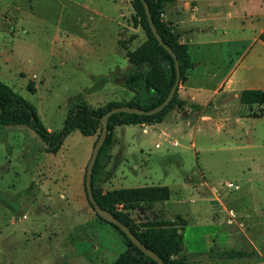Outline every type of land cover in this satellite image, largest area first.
Masks as SVG:
<instances>
[{"label": "rangeland", "instance_id": "1", "mask_svg": "<svg viewBox=\"0 0 264 264\" xmlns=\"http://www.w3.org/2000/svg\"><path fill=\"white\" fill-rule=\"evenodd\" d=\"M164 13L162 8L167 25ZM141 23L132 0H0V80L57 133L79 99L90 108L127 99L124 84L90 77L105 74L108 66H95L89 47L112 42L119 52L112 66L118 68L121 56L147 38ZM214 34L192 36L193 55L208 58L209 52L201 66L218 69L214 79L202 67L191 77L203 94L247 51L241 70L262 80L264 70L250 61L252 41L210 44ZM242 35L251 32L231 29L221 38ZM253 111L260 109L249 111L234 92H224L204 111L173 107L168 116L182 124L165 135L162 125L146 131L138 124L117 126L99 159L97 185H167V201H146L128 212L139 225L184 216V252L178 258L185 264H264V116H242ZM99 133L84 136L75 129L49 153L31 128L0 126V264H111L124 251L122 235L96 215L86 197L85 170ZM239 208L248 210L241 214ZM251 209L253 217L247 214Z\"/></svg>", "mask_w": 264, "mask_h": 264}, {"label": "trees", "instance_id": "2", "mask_svg": "<svg viewBox=\"0 0 264 264\" xmlns=\"http://www.w3.org/2000/svg\"><path fill=\"white\" fill-rule=\"evenodd\" d=\"M145 1L150 8L159 34L177 56L180 68L179 83H181L186 78L185 74L191 67V62L186 46L179 43L178 36L160 19V12L167 0ZM132 5L134 10L142 16L141 24L147 38L134 51L126 53L129 65L125 69L115 68L109 75H90L92 79L101 80V84L111 79L124 84L132 92V96L128 100L124 102L113 100L97 108H90L84 100L79 99L68 109L64 125L56 133L43 125L32 104L0 80V126H27L41 137L46 152L56 153L65 137L75 129L84 136H92L98 130L101 131L100 118L113 107L127 104L150 109L160 104L167 96L176 78L174 59L153 35L141 0H132ZM177 90L178 87L168 105L152 115L117 112L108 117V134L98 154L92 176L93 195L97 203L126 224L141 242L159 255L166 264H185L182 259L178 258L183 249L185 220L177 216V219L173 220L139 225L134 222L128 210L135 209L141 202L168 200L171 195L170 188L167 185L158 184L103 190L97 185V174L99 159L109 150L113 130L116 126L161 122L166 119L173 107L189 106L202 110V106L199 104L179 99ZM238 100L240 105L249 111L254 106L260 109L258 112H247L242 116H264V90L245 88L239 93ZM204 110L205 108L202 111ZM108 224L122 235L125 243L124 251L111 264H158L144 254L121 229L114 224Z\"/></svg>", "mask_w": 264, "mask_h": 264}, {"label": "crops", "instance_id": "3", "mask_svg": "<svg viewBox=\"0 0 264 264\" xmlns=\"http://www.w3.org/2000/svg\"><path fill=\"white\" fill-rule=\"evenodd\" d=\"M164 10V16L167 20L168 27L174 34L178 36L179 43L186 46L187 53L191 62V67L186 71L185 80L178 85L177 96L179 99L199 104L202 106L203 110L204 108H206L210 100H213L214 97L219 93L234 92V95L238 97L241 90L245 88H259L264 90V76L262 77V80L256 82L252 78V70H250L249 72L250 77H246L244 72L241 70L243 68H240L242 62L245 60V55L248 54V51L244 55L242 54L236 61H234L232 65L229 66L228 70L217 79L216 83H214L213 88L211 90H206L208 91L206 94H203L205 90L204 87H202V85H199L197 82H194L191 78L197 74L200 67L205 69L204 75H206L209 79L216 78L218 74V69L209 67L208 63L207 66H201V63H205L207 62V59H209L208 50V58H206L205 56L200 58L195 53L193 55L192 46H194L195 43L192 39V36L194 35L195 31H213L215 33L213 35L214 40L210 41V44L219 42L229 43L232 41L239 43L252 41L253 58L251 56L250 61L253 60V64L257 62L259 64L258 66L262 67V69L264 70V0H167L164 4ZM233 19L237 21V24H232ZM231 29H237L241 31L249 29L251 35H242L233 40H222L221 36L226 31ZM196 44L206 45L207 42L200 41ZM89 48L90 60L91 62H93V64H95V66L100 67V65L103 63H106L108 66L104 67H107L105 74L100 73L94 75H109L115 69L112 66L113 60L115 59V57L119 59V52L114 50L112 42H110L109 44L95 43L92 44ZM120 61L121 62H118L116 65L118 68L121 67L120 69H125L129 65V63L127 65L128 60L125 56H121ZM131 96L132 92L128 91L126 93V100H128ZM204 117L210 116L204 115ZM181 124L182 122L174 120L173 117L167 116L166 119L161 122L150 125L147 124L146 126H144L143 124L138 125H141L144 131L153 129L158 125H162L160 128L161 134L165 135L166 130H168L170 127L179 128ZM171 144L173 146L179 145L176 140H173ZM155 146L159 147L160 144L156 143ZM211 191L215 194L217 200H219L217 189L215 187H212ZM191 201L194 202V199H192ZM219 204L222 205L223 203ZM245 210L248 209L239 208L241 214ZM230 211L233 212L232 209H227L226 212H228L230 215ZM247 214L249 216H252L253 209L249 210ZM166 215L170 216L168 214ZM177 215H180L181 218L185 220V222L187 221V219L181 214H176L174 215V217H176ZM174 217L170 218V220H173ZM186 224L187 223H185V225ZM182 252L184 251L182 250Z\"/></svg>", "mask_w": 264, "mask_h": 264}, {"label": "water", "instance_id": "4", "mask_svg": "<svg viewBox=\"0 0 264 264\" xmlns=\"http://www.w3.org/2000/svg\"><path fill=\"white\" fill-rule=\"evenodd\" d=\"M143 6H144V10H145V14L148 20V24L149 27L153 33V35L155 36V38L157 39V41L159 42V44L161 46L164 47V49L173 57L174 59V63H175V70H176V78L175 81L172 85V87L170 88L167 96L165 97V99L158 104L157 106L150 108V109H144V108H140V107H135V106H131V105H120V106H116L111 108L110 110H108L107 112H105L103 114V116L100 118V122H101V131L99 133V136L93 146L92 149V153L91 156L88 160L87 166H86V170H85V177H84V185H85V192H86V197L87 200L89 202V204L91 205L92 209L94 210V212L96 213V215L103 219L104 221L114 224L116 225L119 229H121V231H123L126 236L147 256H149L150 258H152L153 260H155L158 264H166L162 258L157 255L155 252H153L152 250H150L145 244H143L141 242V240L129 229V227L124 224L123 222H121L118 218H116L111 212H109L108 210L102 208L97 201L94 198L93 195V189H92V176H93V170H94V166H95V162L97 160L98 154L100 152V149L107 137L108 134V127H107V120L108 117L110 115H112L113 113H117V112H126V113H134V114H139V115H152L154 113H157L159 111H161L164 107H166L168 105V103L170 102V100L172 99V97L174 96L176 89L178 87V84L180 82V68H179V62L177 60V56L174 53V51L172 50V48L162 39L161 35L158 32L157 27L155 26V23L152 19V15L150 12V8L147 4V2L145 0H141ZM150 125V124H148Z\"/></svg>", "mask_w": 264, "mask_h": 264}, {"label": "built area", "instance_id": "5", "mask_svg": "<svg viewBox=\"0 0 264 264\" xmlns=\"http://www.w3.org/2000/svg\"><path fill=\"white\" fill-rule=\"evenodd\" d=\"M227 187L228 188H237L238 186H234L232 183H228L227 184ZM233 216H234V213L232 211H230V217H233Z\"/></svg>", "mask_w": 264, "mask_h": 264}]
</instances>
